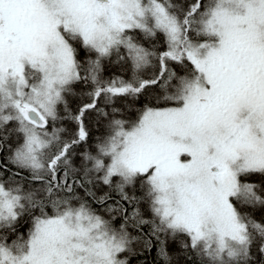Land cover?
Returning <instances> with one entry per match:
<instances>
[{
  "label": "snow or ice",
  "instance_id": "snow-or-ice-1",
  "mask_svg": "<svg viewBox=\"0 0 264 264\" xmlns=\"http://www.w3.org/2000/svg\"><path fill=\"white\" fill-rule=\"evenodd\" d=\"M134 259L264 264V0H0V264Z\"/></svg>",
  "mask_w": 264,
  "mask_h": 264
},
{
  "label": "trees",
  "instance_id": "trees-1",
  "mask_svg": "<svg viewBox=\"0 0 264 264\" xmlns=\"http://www.w3.org/2000/svg\"><path fill=\"white\" fill-rule=\"evenodd\" d=\"M142 42H144V41H142ZM145 46H147L146 42H145ZM82 55H83V53H82ZM104 66H105V68H104L103 75L106 78L115 75V76H123L124 78L127 79L131 75V72L129 70L122 69L119 64L115 63V56L112 57L111 61L105 60L104 61ZM82 87H83L82 85H78L77 88H76V91L79 92L80 88H82ZM69 99H71L70 104L73 107H75V105L79 102L78 96L77 97H70ZM73 99H75V100H73ZM125 103L130 104L131 101L130 100L127 101V102L118 101L116 106L117 107H122ZM143 103H144L143 100H139V101L136 102L135 107L136 108H140L143 105ZM125 116H127V113H125ZM69 126H70V128H74L75 127L74 124H70ZM91 132H92V136L93 137L99 135V132L97 131L95 126L92 127ZM246 211H248V209H246ZM255 215H256L257 219L261 218V214L259 212H257ZM172 250H175V246L172 247ZM152 257H155V249L152 252ZM152 257H149V258L151 259ZM133 264H136V260L135 259L133 260Z\"/></svg>",
  "mask_w": 264,
  "mask_h": 264
},
{
  "label": "flooded vegetation",
  "instance_id": "flooded-vegetation-1",
  "mask_svg": "<svg viewBox=\"0 0 264 264\" xmlns=\"http://www.w3.org/2000/svg\"><path fill=\"white\" fill-rule=\"evenodd\" d=\"M25 227H26V226H25ZM24 231H25V228H22V229H21V232H24Z\"/></svg>",
  "mask_w": 264,
  "mask_h": 264
},
{
  "label": "rangeland",
  "instance_id": "rangeland-1",
  "mask_svg": "<svg viewBox=\"0 0 264 264\" xmlns=\"http://www.w3.org/2000/svg\"><path fill=\"white\" fill-rule=\"evenodd\" d=\"M73 100H75V99H73ZM70 101H71V99H69V102H70ZM69 125H70V124H68L67 126L70 127ZM245 210H246V209H245Z\"/></svg>",
  "mask_w": 264,
  "mask_h": 264
}]
</instances>
